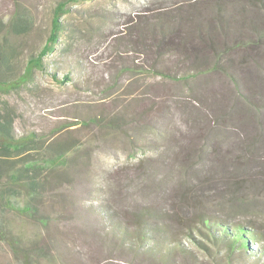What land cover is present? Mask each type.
I'll return each mask as SVG.
<instances>
[{"label": "rangeland", "instance_id": "rangeland-1", "mask_svg": "<svg viewBox=\"0 0 264 264\" xmlns=\"http://www.w3.org/2000/svg\"><path fill=\"white\" fill-rule=\"evenodd\" d=\"M58 1L0 0V22L7 25L19 12L26 28L0 34V51L10 60L1 75L0 108L13 110L17 135L34 132L45 144L75 150L58 164L43 150L29 153L50 168L35 200L47 219L25 214L22 195L0 202V264H163L118 241L113 224L132 228V214L144 208L168 220L169 235L187 249L165 264H252V257L206 239L199 223L186 229L179 218L191 217L186 204L198 198L226 202L211 213L230 223L264 228V81L241 86L236 101L221 73L183 85L133 73L150 58L140 52L139 31L150 40L155 14L182 0L69 3L55 50L43 57V68L25 71L27 59L46 42ZM174 65L165 60L160 67L173 72ZM123 66L131 70L121 72ZM238 71L243 74L244 65ZM162 93L170 110L157 96ZM119 112L117 128L87 122ZM201 118L214 126L209 137L198 129ZM240 197L252 208H238Z\"/></svg>", "mask_w": 264, "mask_h": 264}, {"label": "trees", "instance_id": "trees-1", "mask_svg": "<svg viewBox=\"0 0 264 264\" xmlns=\"http://www.w3.org/2000/svg\"><path fill=\"white\" fill-rule=\"evenodd\" d=\"M77 1L80 0H59L56 3L46 42L35 56L27 59L25 71L43 68V57L55 50V45L65 29L61 17L68 11L67 5ZM183 2L186 4H182ZM161 8L164 12L155 14L157 17L153 26L148 28L147 35L150 40H146V34L139 31L142 46L140 52H150V58H147L146 67L137 66L138 68H133V73L148 72L162 81L169 80L182 85L221 73L232 83L233 86L229 87L228 91L230 97L237 99L236 101L241 96L238 93L241 86L251 88L264 81V0H182L176 7ZM20 20V14L16 12L13 20L7 25L0 22V34L5 30L15 34L25 32L26 28ZM8 57L5 51H0L1 84L6 81L1 75L9 67ZM165 60L175 63L173 72L171 69L160 67ZM241 65L245 68L243 74L238 71ZM130 70L129 66L120 68L121 72ZM67 79L68 76L63 75L62 80ZM16 83L19 81L16 80ZM157 96L164 100V108L170 110L168 99H165L167 94ZM240 101L248 102L243 99ZM158 104L159 102H154L148 110ZM120 113L105 120L90 116L87 122L97 125L106 123L111 128H117V124H121L120 121L123 120V113ZM204 121V118H201L198 129L204 136L209 137L214 126L210 120ZM73 148L74 146L69 147L66 144H45L34 132L17 135L14 130L13 110L6 106L0 108V202L11 203L14 198L22 195L25 198V214L38 221L47 219L48 214L37 208L35 200L47 185L45 176L50 173L47 171L49 167L43 166L38 159L29 157V153H40L39 151L43 150L50 156V161H56L58 164L70 151H75ZM14 158H17L18 162L14 161ZM225 203H203L194 198V201L185 207L191 217L184 216L179 220L186 229L196 228V223H199L204 230H201L202 235L215 245L223 244L230 253L238 252L247 255V258L252 257L255 260L252 264H264V228L247 221L230 223L229 218L211 213L214 206L221 208ZM249 207L252 208L251 203L240 197L238 208L247 210ZM151 211L144 208L132 214V228L113 224L121 233L120 238L116 235L120 245H128L129 250L139 251L153 263L165 264L172 261L175 251L187 253V249L174 236L169 235L172 232L171 228H168V220H158V214ZM149 220H153L152 225ZM197 243L208 249L204 242Z\"/></svg>", "mask_w": 264, "mask_h": 264}]
</instances>
